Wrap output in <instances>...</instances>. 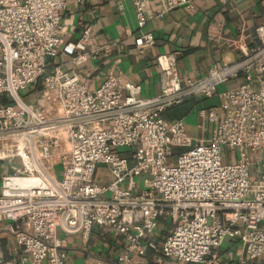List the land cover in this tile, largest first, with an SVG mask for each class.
<instances>
[{
	"label": "built area",
	"instance_id": "built-area-1",
	"mask_svg": "<svg viewBox=\"0 0 264 264\" xmlns=\"http://www.w3.org/2000/svg\"><path fill=\"white\" fill-rule=\"evenodd\" d=\"M132 1L140 46L156 42L150 2L160 17L196 2ZM68 2L0 0V161L11 170L0 182V264H68L59 230L89 239L96 226L122 238L127 264H139L134 254L210 264L228 239L243 262L264 256V24L256 45L199 78L181 77L176 53L158 54L162 87L144 96L120 74L88 86L79 66L111 48L92 44L89 24L67 36ZM241 74L220 92L222 114L201 109L209 137L165 116Z\"/></svg>",
	"mask_w": 264,
	"mask_h": 264
},
{
	"label": "crops",
	"instance_id": "crops-1",
	"mask_svg": "<svg viewBox=\"0 0 264 264\" xmlns=\"http://www.w3.org/2000/svg\"><path fill=\"white\" fill-rule=\"evenodd\" d=\"M158 7L154 2L149 3L150 20L146 26L156 42L140 46L135 42L140 32L132 0H124L122 8L117 0H88L84 4L69 0L63 13L67 36L77 38L82 27L89 24L93 28L92 44L111 48L79 66L90 88L114 73L140 82L142 94L153 96L160 92L164 79L156 62L158 54L176 53L181 77L199 78L214 66L222 67L239 59L244 54L243 48L256 45V28L264 24V0H196L194 10L178 7L163 17L157 16ZM244 80L243 74L232 78L220 84L213 97L189 98L167 109L165 116L170 120L185 117L190 135L207 138L212 124L200 114L201 109L214 107L222 114L220 92ZM10 171L7 162L0 161V182ZM59 234L69 252L68 264H127L119 260L124 251L122 238L106 227L96 226L89 239L62 229ZM3 250L6 252L5 244ZM214 252L216 256H211L210 264H264V256L243 262V246L236 239H228ZM133 256L139 264H175L159 263L150 255Z\"/></svg>",
	"mask_w": 264,
	"mask_h": 264
},
{
	"label": "rangeland",
	"instance_id": "rangeland-1",
	"mask_svg": "<svg viewBox=\"0 0 264 264\" xmlns=\"http://www.w3.org/2000/svg\"><path fill=\"white\" fill-rule=\"evenodd\" d=\"M188 124H189V123H188ZM190 129H191V128H189V126H186V130H187L188 134H189V132L191 131ZM228 152H229V150H228L227 148H224V149H223V153L226 154L225 156H227V153H228ZM102 169L105 170L106 172H109V171H108V168H107L105 165H102ZM99 176H101V180L103 181V179H104V173L99 172Z\"/></svg>",
	"mask_w": 264,
	"mask_h": 264
}]
</instances>
